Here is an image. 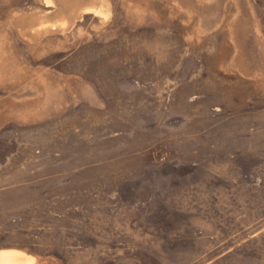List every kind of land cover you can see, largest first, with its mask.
Returning <instances> with one entry per match:
<instances>
[{"label":"rangeland","instance_id":"374dc122","mask_svg":"<svg viewBox=\"0 0 264 264\" xmlns=\"http://www.w3.org/2000/svg\"><path fill=\"white\" fill-rule=\"evenodd\" d=\"M12 252L264 264V0H0Z\"/></svg>","mask_w":264,"mask_h":264},{"label":"bare ground","instance_id":"6f19581e","mask_svg":"<svg viewBox=\"0 0 264 264\" xmlns=\"http://www.w3.org/2000/svg\"><path fill=\"white\" fill-rule=\"evenodd\" d=\"M7 255V254H6ZM27 259L25 256L18 254L16 252L8 253L7 258L5 259V262H2V264H26Z\"/></svg>","mask_w":264,"mask_h":264}]
</instances>
